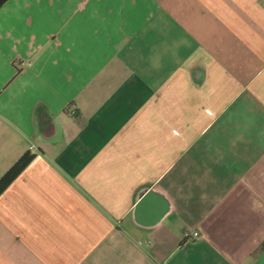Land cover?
Wrapping results in <instances>:
<instances>
[{
    "label": "crops",
    "instance_id": "crops-1",
    "mask_svg": "<svg viewBox=\"0 0 264 264\" xmlns=\"http://www.w3.org/2000/svg\"><path fill=\"white\" fill-rule=\"evenodd\" d=\"M27 152L0 264H264V0H8L0 179Z\"/></svg>",
    "mask_w": 264,
    "mask_h": 264
},
{
    "label": "trees",
    "instance_id": "trees-1",
    "mask_svg": "<svg viewBox=\"0 0 264 264\" xmlns=\"http://www.w3.org/2000/svg\"><path fill=\"white\" fill-rule=\"evenodd\" d=\"M8 0H0V8ZM34 155L27 152L25 153L0 179V196L3 192L13 183V181L25 170V168L31 163Z\"/></svg>",
    "mask_w": 264,
    "mask_h": 264
},
{
    "label": "built area",
    "instance_id": "built-area-1",
    "mask_svg": "<svg viewBox=\"0 0 264 264\" xmlns=\"http://www.w3.org/2000/svg\"><path fill=\"white\" fill-rule=\"evenodd\" d=\"M71 111L73 112V108H71ZM185 237L186 239L197 240L198 238H200V233L197 231L186 232Z\"/></svg>",
    "mask_w": 264,
    "mask_h": 264
}]
</instances>
